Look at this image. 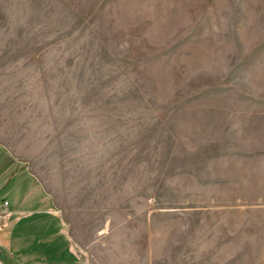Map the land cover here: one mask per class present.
<instances>
[{
    "label": "rangeland",
    "instance_id": "1",
    "mask_svg": "<svg viewBox=\"0 0 264 264\" xmlns=\"http://www.w3.org/2000/svg\"><path fill=\"white\" fill-rule=\"evenodd\" d=\"M0 80L86 264H264V0H0Z\"/></svg>",
    "mask_w": 264,
    "mask_h": 264
},
{
    "label": "crops",
    "instance_id": "2",
    "mask_svg": "<svg viewBox=\"0 0 264 264\" xmlns=\"http://www.w3.org/2000/svg\"><path fill=\"white\" fill-rule=\"evenodd\" d=\"M7 85L0 80V86ZM7 98L0 91V101ZM20 109L0 112V264H86L55 194L38 170L37 162H55L50 148L39 133L24 130ZM25 112L31 114V108ZM116 262L153 264V257L137 262L128 255Z\"/></svg>",
    "mask_w": 264,
    "mask_h": 264
},
{
    "label": "built area",
    "instance_id": "3",
    "mask_svg": "<svg viewBox=\"0 0 264 264\" xmlns=\"http://www.w3.org/2000/svg\"><path fill=\"white\" fill-rule=\"evenodd\" d=\"M8 204V201L4 202V205L6 206ZM0 245H1V239H0Z\"/></svg>",
    "mask_w": 264,
    "mask_h": 264
}]
</instances>
